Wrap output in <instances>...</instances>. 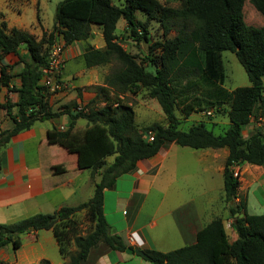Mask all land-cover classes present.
Instances as JSON below:
<instances>
[{
	"label": "trees",
	"instance_id": "trees-1",
	"mask_svg": "<svg viewBox=\"0 0 264 264\" xmlns=\"http://www.w3.org/2000/svg\"><path fill=\"white\" fill-rule=\"evenodd\" d=\"M246 0H184L174 7L160 0H60L55 13L54 29L45 32L40 39L16 27L9 29L0 12V82L15 98L6 97L3 106L7 109L13 127L0 130V148L15 135L29 129L36 121L69 114L65 129L54 127L52 138L71 154L77 155L80 168L90 167L95 182L93 196L75 206H63L55 213H37L11 223H0V248L12 244L18 248L21 236L31 230L52 229L59 244L60 253L68 258L66 264H84L91 248L101 242L121 251L129 246L123 237L111 231L104 214V190L117 178L136 167L139 160L157 154L166 141H174L192 148L229 149L224 170L225 200L238 238L230 241L221 217L213 218L197 234L194 244L167 252L144 249L148 261L153 264H264V214H249L246 202L236 201L239 177L234 175L237 163L264 164V126L248 135L244 130L251 118L264 117V24H248L244 16ZM263 17L264 0H250ZM146 14L147 19H156L164 27V35L171 30L174 19L191 20L195 27L190 36L179 32L151 45V69L136 59L117 40L118 21L124 19L127 29L135 40H147V28L137 15ZM102 27L104 48L88 45L83 54L87 67L100 66L117 61L118 69L105 78L106 86L98 87L92 103L72 113V108L54 111L49 96L50 89L42 82V68L47 65L56 33L64 44L87 39L91 25ZM24 46L25 55L19 49ZM236 54L251 82L227 91L222 52ZM17 56L15 63H22L17 76L19 85H11L13 63H4L7 56ZM200 69L208 81L220 84L218 95L211 106L228 102L227 115L230 125L223 133H215L204 122L193 124L188 129L180 128L177 108L187 116L193 111H202L184 99V91L176 82L188 78ZM146 89L157 102V109L167 120V125L152 123L140 127L135 121L132 105L117 98L119 93H136ZM114 95H113V94ZM103 99V107L92 106ZM78 107V105H76ZM18 111L13 113V108ZM76 107V108H77ZM219 108V107H218ZM78 118H85L87 125L77 128ZM153 135V140L149 136ZM113 157L112 161H108ZM99 177V181H96ZM85 211L91 225L83 233L76 214ZM71 246L76 248L71 250ZM39 264H51L43 259Z\"/></svg>",
	"mask_w": 264,
	"mask_h": 264
},
{
	"label": "crops",
	"instance_id": "crops-1",
	"mask_svg": "<svg viewBox=\"0 0 264 264\" xmlns=\"http://www.w3.org/2000/svg\"><path fill=\"white\" fill-rule=\"evenodd\" d=\"M32 1L38 7L27 19L25 13ZM32 1L0 0V12L9 29L16 27L40 39L45 32L54 29L55 22L51 26L45 22L39 7L40 0ZM56 36L55 41L64 43L61 35L56 33ZM88 45L105 47L100 25H91V34L87 39L66 45V62L60 77L62 87L50 90L49 100L54 111L72 108V113H76L80 107L85 108L92 103L99 86H106L98 66L87 67L85 64L83 54ZM19 53L26 54L24 46H21ZM16 60L17 56L7 55L3 62L13 63ZM21 69L22 63L14 64L11 71L15 76L11 85H19L17 74ZM81 87L82 92L78 95L77 88ZM8 96L14 99L16 94L0 82V130L13 127L7 109L3 106ZM95 103L92 104L95 108L106 104L101 99ZM12 111L16 113L18 108L14 107ZM158 112L167 123L165 115L159 110ZM193 113L196 111L187 116H179L181 123L192 120ZM80 119L84 120L83 124L79 123ZM68 121L69 114L66 112L58 117L36 121L29 129L21 131L0 148V223H11L37 213H55L63 206H75L93 196L95 182L91 177V168H80L77 155L62 148L50 133L54 127L65 129ZM193 121V124H206L202 118ZM211 121V129L224 123L230 125V120L222 121L220 117ZM86 125L85 118L77 119V128H84ZM259 127L258 118L252 117L244 132L248 135ZM176 144L174 141L164 142L157 154L139 160L133 170L119 176L112 186L104 190L103 208L106 219L108 220L107 204L111 199L115 201L116 213L121 214L113 222L108 220L111 231L121 235L129 247L167 252L194 244L198 232L215 217L222 218L230 241L238 238L229 206L224 209L223 203L224 170L229 149L190 147L191 159L197 162L200 172L210 174L207 177V180L210 179L209 183L216 177L222 180L219 186L208 185L206 182L202 184V181H199L201 186H196L189 180L178 181L172 168V177L165 176V172L169 170L167 160L174 151H178ZM112 159L113 157H109L107 160L110 162ZM234 171L239 172L240 181L236 201H245L249 214H264V164L237 163ZM99 179L97 177L96 181ZM169 197L173 199L171 205L167 202ZM232 203L234 201L229 204ZM165 204L166 209L163 207ZM71 250L75 251L76 248L71 246ZM43 259L49 260L51 264H66L68 261L60 253L52 229L31 230L21 236L18 248H14L12 244L0 248V264H39ZM84 264L153 263L139 254L113 249L101 242L91 248Z\"/></svg>",
	"mask_w": 264,
	"mask_h": 264
},
{
	"label": "rangeland",
	"instance_id": "rangeland-1",
	"mask_svg": "<svg viewBox=\"0 0 264 264\" xmlns=\"http://www.w3.org/2000/svg\"><path fill=\"white\" fill-rule=\"evenodd\" d=\"M118 1L119 0H115V2ZM160 1L170 6L179 7L181 6L184 0H160ZM59 2L60 0H40L39 7L42 9V16L44 17L45 22L50 24V26L55 22V13ZM36 7H38V5H36V2L34 3L32 1V3L28 6L27 11L25 13L27 19L33 15L34 10H36ZM137 15H138V19L143 24H145L147 28L148 31L147 40L144 39L135 40V38L131 36L130 31L127 29V23L124 19L119 20L118 30H117V40L124 46L125 49H127L132 54H135L136 59L139 62L143 63L147 69H151L150 56H152V53H157V54L160 53L159 49H156L154 50V52H151L152 51L151 45L155 41L163 40L166 36L173 37L177 35L179 32H182L185 35L190 36L191 31L195 27L194 22L191 20L174 19L170 23L171 30L165 36L164 27L161 25V23L158 20L147 19L146 14H144L142 11H138ZM244 16L248 24H252L256 26H261L264 24L263 17L258 13V11L252 5L250 0H246L245 2ZM222 59H223L224 71L226 75L225 82L221 85L222 87H224L227 91H232L233 89L239 86H247L251 84L245 68L238 60L235 53L229 50H225L222 52ZM118 67H119V63L117 61H112L104 65H100L97 68L99 69L100 73H102L103 79L105 80V77L113 73L116 69H118ZM263 82H264V76H263ZM175 85L179 90L184 91V99L188 103H192L195 106L201 105L203 107L202 108L203 114L202 112L200 113V111L199 112L196 111V113H193V115L191 116L192 120H185L181 123L180 125L181 128L188 129L190 125L193 124V122H195L193 120H197V119L199 120L200 118L205 120L209 128H212L211 120L215 119L216 117L217 119L218 117H220L222 121L226 120L227 122H229V119L227 117V110L229 107L228 102L219 105L218 106L219 108L214 106L212 107L210 104L211 101H213V99L218 95L217 91L221 87L220 84L212 83L207 79H205L200 69L195 70L194 74L190 75L188 78L179 80L178 82H176ZM77 89H78V95H80V93L82 92V87ZM119 94L120 95H118L117 98H120L121 100L133 106L135 111V121L138 123L140 127L148 126L155 122L161 123L165 126L167 125L165 119L163 118L164 116L161 113H159L158 109L156 108L158 106L156 100L148 95L146 89L141 88L136 93L126 92ZM105 97L106 95L102 94L101 100L103 101ZM74 100L71 101L73 102ZM72 102H70V104ZM207 110H212V115L206 114ZM176 112L177 114H179V116L183 115V109L181 107H178ZM83 121L84 120L80 119L79 123L83 124ZM227 127H228L227 124L224 123L214 127L213 130L216 133H223ZM176 147L178 151H174L172 153V156H170V158L167 160V166L169 167V170L165 172V176L167 178L172 177L170 173V168H172L174 169L173 171H175V173L177 174L175 178L181 182H183L184 179L189 180L190 182H192L193 185L196 186H201L199 181H202V184L206 182L208 183V185L212 184L213 186L216 185L219 186L221 184L222 182L221 178L216 177L212 180L211 183H209L210 179L207 180V177L210 174L209 173L207 174L204 171L200 172L201 168L197 167L198 166V164H196L197 162H194L193 158L191 159L192 155L190 154V151L192 150V148L180 146L178 144H176ZM198 173H200L202 177ZM217 190L214 191L217 192ZM214 193L215 192H213V194ZM167 202L169 205H171L173 199L169 197L167 199ZM223 203H224V209L228 208L229 203L225 199L223 200ZM163 207L166 209L167 205L165 204ZM106 211L108 212V220L111 222L117 220L119 216H121L120 213H116L115 201L113 199H111L108 202ZM76 218L78 219L80 229L82 231L88 230L91 223L86 217L85 211H81L80 213L76 214Z\"/></svg>",
	"mask_w": 264,
	"mask_h": 264
},
{
	"label": "built area",
	"instance_id": "built-area-1",
	"mask_svg": "<svg viewBox=\"0 0 264 264\" xmlns=\"http://www.w3.org/2000/svg\"><path fill=\"white\" fill-rule=\"evenodd\" d=\"M66 62V45L60 41H54L48 56L47 65L42 68V82L50 90L54 91L62 87L61 72ZM82 107H80L81 109ZM206 114L212 115V110H207ZM258 122L264 126V117H258ZM63 129V127L61 128ZM153 140V135L149 136ZM235 176H239V172L234 171Z\"/></svg>",
	"mask_w": 264,
	"mask_h": 264
},
{
	"label": "water",
	"instance_id": "water-1",
	"mask_svg": "<svg viewBox=\"0 0 264 264\" xmlns=\"http://www.w3.org/2000/svg\"><path fill=\"white\" fill-rule=\"evenodd\" d=\"M126 252L128 253H136V254H139L141 256H143L144 258H147V253L145 252V250L137 247V246H133V247H128L126 249Z\"/></svg>",
	"mask_w": 264,
	"mask_h": 264
}]
</instances>
